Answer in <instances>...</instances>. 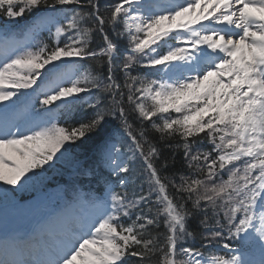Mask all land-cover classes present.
I'll return each instance as SVG.
<instances>
[{
    "label": "snow or ice",
    "instance_id": "snow-or-ice-1",
    "mask_svg": "<svg viewBox=\"0 0 264 264\" xmlns=\"http://www.w3.org/2000/svg\"><path fill=\"white\" fill-rule=\"evenodd\" d=\"M0 16V200L92 137L76 167L97 185L0 226V264H264V0H0Z\"/></svg>",
    "mask_w": 264,
    "mask_h": 264
},
{
    "label": "trees",
    "instance_id": "trees-1",
    "mask_svg": "<svg viewBox=\"0 0 264 264\" xmlns=\"http://www.w3.org/2000/svg\"><path fill=\"white\" fill-rule=\"evenodd\" d=\"M35 14L36 13L29 15L26 13L24 17L19 18L18 26L22 27L23 23L30 18L29 16ZM5 22V18L0 16V26L4 25ZM163 50L164 49H161V51ZM140 71L143 75H146L148 72L147 69H141ZM95 140L96 137H92L90 139H86L82 143H78V147L73 150L72 155L67 156L63 161L59 162L56 167L50 169L47 173H44L41 179L36 182L23 189H20L17 186V191L10 196L9 200H0V204L10 203L15 200L26 201L52 187L62 188L61 186H63L67 196H71L75 189L87 190L97 187L93 178L81 175L76 167L77 160H79L81 164H90L92 162ZM0 186L5 187L2 182H0ZM194 230L196 229L194 228ZM211 250L212 249H205L206 252ZM221 254L224 253L221 251Z\"/></svg>",
    "mask_w": 264,
    "mask_h": 264
},
{
    "label": "rangeland",
    "instance_id": "rangeland-1",
    "mask_svg": "<svg viewBox=\"0 0 264 264\" xmlns=\"http://www.w3.org/2000/svg\"><path fill=\"white\" fill-rule=\"evenodd\" d=\"M4 186L7 187V185ZM61 196V192L54 193L53 191L47 190L46 192L39 194L38 197H36L33 201L17 206V209L12 212L9 218V222L11 223L10 227H17L19 225L21 226L25 220L31 219L30 215L34 212H38L37 216L35 217L37 218L42 212V207L50 209L54 203L59 202ZM0 226H6L7 228H10L6 223H0Z\"/></svg>",
    "mask_w": 264,
    "mask_h": 264
}]
</instances>
